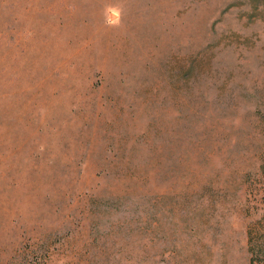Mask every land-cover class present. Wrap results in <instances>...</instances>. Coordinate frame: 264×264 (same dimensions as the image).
I'll list each match as a JSON object with an SVG mask.
<instances>
[{
	"label": "rangeland",
	"instance_id": "374dc122",
	"mask_svg": "<svg viewBox=\"0 0 264 264\" xmlns=\"http://www.w3.org/2000/svg\"><path fill=\"white\" fill-rule=\"evenodd\" d=\"M263 154L264 0H0V264H264Z\"/></svg>",
	"mask_w": 264,
	"mask_h": 264
},
{
	"label": "trees",
	"instance_id": "16d2710c",
	"mask_svg": "<svg viewBox=\"0 0 264 264\" xmlns=\"http://www.w3.org/2000/svg\"><path fill=\"white\" fill-rule=\"evenodd\" d=\"M260 171L264 175V154H263V157L261 159ZM258 251H259V249H258Z\"/></svg>",
	"mask_w": 264,
	"mask_h": 264
}]
</instances>
